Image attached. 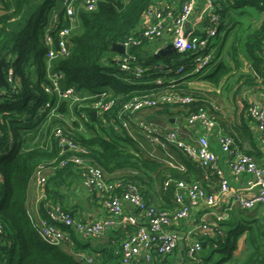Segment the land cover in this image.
Segmentation results:
<instances>
[{"label": "trees", "instance_id": "16d2710c", "mask_svg": "<svg viewBox=\"0 0 264 264\" xmlns=\"http://www.w3.org/2000/svg\"><path fill=\"white\" fill-rule=\"evenodd\" d=\"M0 1H3L0 6V57L3 55L7 57L5 73L7 67L10 64L13 65L19 83L18 94H12L8 89L7 93L0 95V129L2 131L0 143V262L3 264H85L75 255L65 251L61 242L50 241L42 235L37 222L32 217L29 205L31 183L37 177L38 170H42L47 179L43 186L46 198L39 206L42 216L46 215L49 204L59 203L68 209L64 206L65 192L71 189L75 180H81V166L72 161L66 162L74 152L59 146L54 130L51 132L49 129L51 125L55 126L54 129L61 128V125H65L66 122L61 118H56L55 122L53 121L55 124L52 122L45 129L48 136L42 143L29 145L30 138L25 143V133L22 135V130L33 129L48 120L49 111L45 106L47 102L57 104L58 96L45 90V85L51 84L47 77L48 44L45 36L50 24L51 12L61 7V0ZM155 1L102 0L95 10L80 9L77 12L76 28L68 39L70 54L57 58L53 62L54 71L63 74L60 81L62 88L74 87L81 97L93 96L106 91L109 94L108 99L112 98L115 101L110 111L96 116L88 106L92 101L86 99L75 103L71 109L68 100H62L57 106L60 116L68 114L71 117V114H74L73 116L80 119V121L70 119L74 127L67 129L69 133L62 129L74 142L86 148L87 152L83 154L86 162L100 165L107 179L121 181L122 187L129 183L137 185L144 199L151 203L154 201L152 194L158 195L159 198L167 196L168 192L163 191L162 184L168 174L167 169L172 166L163 159V153L159 155V158L150 157L149 152L153 147H148L139 133L137 134L138 140H142L143 146L127 133H116L109 121L117 117L122 105L128 100L173 88L171 82L164 78L165 83L163 84L147 83V80L158 76L164 77L168 73L175 72L174 70L183 64L189 68L191 57L181 56L182 58L179 57V59L175 56L171 57L172 55L157 57L154 49L152 50L155 48L153 46L155 41L143 39L141 44L134 45L130 49V52L137 57V62L134 64L145 69L144 80H140L131 76L127 77L109 54L114 53L113 43H122L128 38L140 36L139 27L143 14ZM221 1L223 9L220 13L223 17L231 7L254 5L264 10V0ZM58 14L57 27L68 25L63 17L62 8ZM56 30L57 28H54L48 32L55 36ZM245 47L264 84L262 53L264 22L260 29L247 36ZM33 65L36 66L34 78L31 74ZM171 68L173 70L170 72L166 71ZM231 70L229 66L221 64L215 72L208 75L203 74L201 78L217 84ZM251 80L255 82L256 79L252 77ZM173 83L176 85L175 89H181L193 95L196 100L189 104L162 103L155 107L145 108L140 113L150 119H169L179 113L188 116L199 107L212 109L211 102L213 101H207L199 92L189 90L188 86L183 87L176 81ZM248 106L249 104L245 107L246 113ZM212 111L215 114L217 112L213 109ZM83 112L88 114L87 121L81 116ZM85 129H89V132ZM37 131L40 132L41 129L38 127ZM181 159L186 164L187 171L173 175L196 181L191 178L190 173L198 165L188 157L182 156ZM122 187L118 188V192L122 191ZM157 204L171 209L175 206L174 203L160 201ZM247 230L249 249L239 264H264V249L259 247V228L248 227ZM68 232V237L62 242L72 243L76 248L82 247L83 244L77 238L76 233L73 230H68ZM233 234L238 235V233ZM122 238H115L110 242V245L98 255L97 260L102 264H121ZM214 243L217 246H214ZM206 246L213 248L212 253L208 255L203 253L206 264L212 262V264H220L229 260L235 248L234 241L229 242L227 235L225 238L207 240ZM215 252L220 253L217 260L213 258Z\"/></svg>", "mask_w": 264, "mask_h": 264}, {"label": "built area", "instance_id": "2783aa9c", "mask_svg": "<svg viewBox=\"0 0 264 264\" xmlns=\"http://www.w3.org/2000/svg\"><path fill=\"white\" fill-rule=\"evenodd\" d=\"M100 1L102 0H61L64 19L68 25L58 28V20H56L54 25L48 27V31L54 28L57 30L55 36L48 31L45 36V41L48 44L47 71L51 82L50 85H45V90L57 95L61 100H69L74 103L88 100L86 97H81L74 87H61L60 81L63 74L54 71L53 62L57 58L70 54L68 39L76 28L77 12L80 9L95 10ZM199 1L180 0L179 8H175L168 3L162 4L156 0L143 14L142 23L139 27L140 36L128 38L122 42L126 47V52L112 57L119 65L120 70L125 72L127 77L131 76L144 80L145 69L134 64L137 62V57L130 52L131 47L141 44L143 39L154 41L168 38L177 52L185 54V57H191L189 68L184 64L180 65L174 70L175 73L181 75L201 74L217 56L213 38L217 37L220 32L223 21L220 11L223 6L221 0H206V6L203 10L205 26L202 32L187 31V23L194 16ZM262 53L264 56V49ZM5 77L9 88L0 87V95L7 93L8 89L12 94H18L19 83L12 64L7 67ZM151 82L163 84L165 80L158 76L152 78ZM170 82L173 87L170 90L134 97L125 102L117 117L109 121L110 126L114 128L116 133H127L134 140H138L139 137L133 131V127H136L143 139L153 147L149 152L150 157L159 158V155L163 153V159L181 173L187 171L186 164L176 158L173 150L181 151L198 166L211 167L220 178L221 194H229L232 197L230 204L226 207L227 210L237 204L243 210H252L261 205L264 211V165H259L254 156L242 151L232 135L228 133L219 135V146L226 155L232 174L238 177L248 173L252 175L248 183L259 186L256 193L246 196L243 193L232 191L229 180L219 165L217 154L211 149L210 133L218 122L217 115L212 111V109H219L215 102H211L212 109L199 107L186 116L188 125L199 126L203 129V133L194 142H187L182 138L179 126L163 130L154 121L138 116L143 109L155 107L162 103L189 104L196 100L193 95L181 89H175L174 81ZM90 98L89 101L92 102L88 106L96 116L110 111L115 103L114 99H108L109 94L106 91ZM45 106L49 111L48 120L54 114L60 116L58 104L53 105L49 101ZM247 114L256 125L258 136L264 144V97L260 102L249 103ZM81 116L86 121L89 119L87 112H83ZM54 133L59 146L74 152L66 162L72 161L81 166L82 185L92 194L104 196V207L110 217L102 222H87L59 203L49 204L46 215H41L37 222L45 238L53 242H60L68 237V230H73L81 237L95 241L112 230L117 225L118 218H121L120 222H122V217L126 213V221L130 230L121 240V264H171L169 259L178 250L182 241L183 255L181 260L177 262L178 264H206L203 258L205 242L203 236L217 232L216 234L222 238V231L208 221L207 213L200 217V227L203 234L201 238H195L194 229L188 230L185 235H182L176 228L182 221L190 217L193 207L213 206L217 202V197L213 193L209 192L199 181H189L183 177L168 174L163 181L162 189L164 192L172 191L174 208L158 205L156 202H147L137 185L129 183L122 187L121 181H109L100 165L86 162L83 156L87 152L86 148L74 142L62 128H55ZM1 136L2 131L0 129V143ZM140 140L138 143L143 146V142ZM36 179L41 187L45 185L47 180L42 170L37 171ZM120 187H122V191L118 192ZM216 218V221L220 222L225 220L227 215L224 213L217 214ZM213 245L217 246L216 243ZM140 255H142V260L139 262L137 258ZM75 256L85 264H102L95 255L85 251H78ZM0 264L3 263L0 262Z\"/></svg>", "mask_w": 264, "mask_h": 264}, {"label": "crops", "instance_id": "0c3cea01", "mask_svg": "<svg viewBox=\"0 0 264 264\" xmlns=\"http://www.w3.org/2000/svg\"><path fill=\"white\" fill-rule=\"evenodd\" d=\"M159 2H162V4L168 3L175 8H179L180 6V0H159ZM205 6L206 0H200L194 16L188 22L187 31L195 30L198 33L202 32V29L205 26V20H203V17H205L203 13ZM54 10L52 12H54ZM52 12L50 21L53 18ZM263 22L264 10L258 6L244 5L231 7L226 11L220 26L219 35L217 36L219 37V41H215L214 43L217 50L218 64L212 72L209 71L210 73L208 72L206 74L208 75L215 72L221 64L229 66L232 70L219 83L215 84L207 79H202L201 77L203 75L201 74L181 75L171 72L163 77L166 81H176L183 87L188 86L189 90L199 92L207 99V101H213L218 105L219 109L216 112L218 122L213 131L210 133V146L217 154L219 165L224 170L232 191L243 193L246 196H251L256 193L259 186L257 184L248 183L252 178V175L248 173L239 175L238 177L232 174L226 155L220 149L219 135L221 133H228L232 135L235 138L237 146L242 151L252 154L259 165H264V144L258 136L256 125L249 118L245 110L247 104L255 101L260 102L264 97V84L262 77L256 72L253 65V59L245 47V40L247 36L253 31L260 29ZM154 41L153 46H155V48H152V50L154 49L155 56L157 57H167L172 55L171 57L174 58L175 56V58L179 59V57L182 58L185 56L179 52L177 53V51L168 52L166 50L167 47L172 44L168 38L157 39ZM161 53L165 54L163 55ZM31 68V74L34 78L36 66L33 65ZM166 71L170 72L171 70L168 69ZM252 77H255V82L251 80ZM151 79L152 78H149L147 83H151ZM138 116L154 121L159 124L163 130L179 126L181 129V136L187 142H194L197 137L203 133V129L201 127L188 125L186 116L180 113L173 115L169 119H150L146 118L143 113H139ZM46 122L47 121L42 122L43 124L41 125L42 129L40 132H36L38 127L22 130V135L25 133V143L28 142V138H37L46 126ZM85 130H87L86 132H89V129ZM133 131L135 134H138V129L136 127H133ZM173 153L180 161H182V156L187 157L184 153L178 150H173ZM194 169L195 170L190 173L191 178L199 181L209 192L213 193L217 197V202L211 207H193L190 217L187 220L182 221L177 226V231L180 234L185 235L188 230L194 229L195 238H201L203 234L202 228L200 227V217L202 214L207 213L208 221L213 223V225L217 226L222 231V238H225L227 235L229 242L234 241L235 248L232 252V256L226 262H235V260H238L234 263L238 264L247 255L249 249L247 243L249 236L247 230L248 227H253L254 229L259 228V247L263 250V207L259 205L252 210H243L235 204L230 210H227L226 207L230 204L232 197L229 194H221L220 178L215 171L211 167L203 166H196ZM178 172L180 171L174 167H169L167 169L168 174H177ZM65 195L64 206L67 207L68 210L73 211L77 217L83 219L84 221L102 222L107 217H110V214L104 207V196L102 194H92L82 185L80 179L74 181L71 189L67 190ZM45 198V191L43 187L38 184L37 179L35 178L31 183L29 196L30 211L35 222H38L41 218L39 206ZM152 198H154L153 202L157 203H159V201L169 204L173 203L172 191L168 192L166 197L160 198L158 195L152 194ZM126 212L128 213V210ZM223 213L227 215V218L223 221L217 222V214ZM126 216L127 215L125 213L122 217V222H120L121 218H118L117 225L114 226L112 230L107 232L101 239L95 241L87 240L75 232L77 238L83 244L82 247L76 248L74 244L62 241H60V244H62V248L65 251L73 255H75L78 251H85L98 257L101 251L110 245V242H112L115 238L124 237L130 230L126 221ZM216 233L211 232L210 235L203 236L204 241L207 243V240L209 239H218L220 236ZM233 233H238V235L236 236V234ZM179 249H181V254L178 252ZM178 250L170 257L171 264H177V262L181 260L180 258L183 255V241L180 243ZM208 254L209 253H207V255ZM242 254L245 256H242V259H237ZM137 260L140 262L142 260V255H140Z\"/></svg>", "mask_w": 264, "mask_h": 264}, {"label": "rangeland", "instance_id": "374dc122", "mask_svg": "<svg viewBox=\"0 0 264 264\" xmlns=\"http://www.w3.org/2000/svg\"><path fill=\"white\" fill-rule=\"evenodd\" d=\"M5 1H10L11 2V0H5ZM3 3V1H0V6H1V4ZM61 9V7L60 8H57V9H55L54 10V12H52V20L50 21V26L53 24H55V21L56 20H58V17H59V14H58V12H59V10ZM63 17H64V15H63ZM77 20H78V18L76 17V22H77ZM49 27V26H48ZM221 35V34H220ZM215 41L216 42H218L219 41V37H215V38H213V43H215ZM118 53L117 52H114V53H110L109 54V56H111V55H117ZM111 57H113V56H111ZM218 62V56H215L214 57V59H213V61H212V63L208 66V67H206L205 69H204V71L201 73V75H203V74H207L209 71L210 72H212L213 70H214V68L216 67V65L218 64L217 63ZM209 72V73H210ZM48 77V76H47ZM84 97V96H83ZM86 97V96H85ZM90 97H92V96H87L86 98H88V101H89V99H91ZM60 102H62V100L61 99H59L58 97H57V100H56V103L58 104V103H60ZM74 102H72V101H69L68 100V105H69V107L72 109L73 108V106H74ZM74 114H71V117L70 116H68V114L67 115H65V116H62V117H60V116H56V114H54L49 120H46L47 122V124H46V126L44 127V129H43V132H42V135L41 136H39L37 139L36 138H31L30 139V141H29V145L30 144H34V143H37V142H44V141H46V139H47V136H48V134L46 133V131H45V128H47V126L49 127L51 124H52V122L54 121L55 122V119L57 118H61V119H63L65 122H66V124L65 125H61V128H63L65 131H67V129L68 130H70V128L71 129H73V122L70 120V119H72L73 120V118H75V119H77V121H80V119L79 118H76L75 116H73ZM53 122V124H55ZM43 123H41L38 127L40 128V129H42V127H41V125H42ZM59 126V125H58ZM53 127V125H51L50 126V128L49 129H51V132H52V130H54V127ZM80 129H82L81 127H80ZM68 132V131H67ZM46 133V134H45ZM69 133V132H68ZM45 134V135H44ZM43 136V137H42ZM50 142V141H49ZM48 142V143H49ZM148 147H152L151 145H148L149 143L147 142H144ZM204 250H205V253L207 254V253H212V251H213V248L211 247V246H208V247H204ZM204 250H203V253H204ZM204 253V254H205ZM219 252H215V254H214V259L215 260H217L220 256H219ZM245 256L244 254H242L239 258H237V259H242L243 257ZM214 259H212L213 261H214ZM236 261H238V260H235V262ZM235 262H226V261H224V262H221L220 264H234ZM213 263V262H212ZM211 263V264H212ZM239 264V263H238Z\"/></svg>", "mask_w": 264, "mask_h": 264}, {"label": "water", "instance_id": "95a60500", "mask_svg": "<svg viewBox=\"0 0 264 264\" xmlns=\"http://www.w3.org/2000/svg\"><path fill=\"white\" fill-rule=\"evenodd\" d=\"M188 25V23H187ZM112 50L117 53H125L126 52V47L122 43H113L112 44ZM168 52H173L176 51L175 47L171 44L167 47L166 49ZM165 54V53H161ZM7 64V57L3 55L0 57V87L2 88H8V82L5 77V66ZM206 243L204 242V246ZM178 252L181 254V249L178 250ZM178 264V263H177Z\"/></svg>", "mask_w": 264, "mask_h": 264}]
</instances>
